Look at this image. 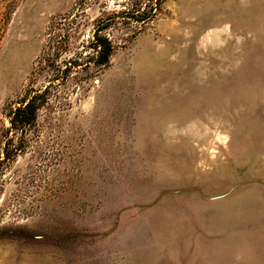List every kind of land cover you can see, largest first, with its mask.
Listing matches in <instances>:
<instances>
[{
    "label": "rangeland",
    "instance_id": "obj_1",
    "mask_svg": "<svg viewBox=\"0 0 264 264\" xmlns=\"http://www.w3.org/2000/svg\"><path fill=\"white\" fill-rule=\"evenodd\" d=\"M7 142L0 264H264V0H0Z\"/></svg>",
    "mask_w": 264,
    "mask_h": 264
},
{
    "label": "trees",
    "instance_id": "obj_2",
    "mask_svg": "<svg viewBox=\"0 0 264 264\" xmlns=\"http://www.w3.org/2000/svg\"><path fill=\"white\" fill-rule=\"evenodd\" d=\"M96 48L99 49L97 55V63L99 65L107 64L114 49L112 43L106 37L97 36ZM39 97L40 96L38 94L34 95L30 99L22 102L21 105L12 112L11 130L16 129L17 126H21V128H23L25 126L31 125L36 121L37 111L39 109L37 100L39 99ZM8 145L9 142L4 145L3 149L0 152V167L9 156V153L7 152Z\"/></svg>",
    "mask_w": 264,
    "mask_h": 264
}]
</instances>
